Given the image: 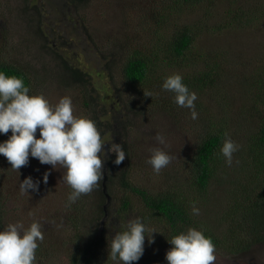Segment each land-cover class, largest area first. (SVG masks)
<instances>
[{
    "label": "trees",
    "instance_id": "16d2710c",
    "mask_svg": "<svg viewBox=\"0 0 264 264\" xmlns=\"http://www.w3.org/2000/svg\"><path fill=\"white\" fill-rule=\"evenodd\" d=\"M90 1L69 0V4L76 2L77 9L86 10ZM37 2L0 0V71L8 76L21 77L25 86L30 88L29 95L43 94L48 99L47 93L69 92L74 115L97 121L98 127L108 134L105 142L120 144L126 152V158L120 165L114 164L115 155L108 153L109 159L103 162L104 179L99 182V187L82 194L70 206L68 196L72 189L66 183L60 194L51 188L55 184L52 180L45 189L40 190L46 183L39 186L37 192H46L43 199L47 203H62L69 222L66 227L72 228L63 241L64 247L59 249L64 253L63 264H97L99 260L105 264L113 263L108 261V242L122 230L128 219L137 215L145 218L151 228L158 227L155 237L163 234L170 240L189 227L202 228L219 251L237 257L256 249L264 255V63L259 74L252 71L237 77L236 92L245 93L254 110L245 111L242 106L235 111L232 108L235 97L230 95L232 89L226 88L222 93L216 88V79H222L224 74L219 59L207 62L204 70L200 65L202 56L193 54L200 32L205 34L212 30L220 33L227 29L226 24L209 25L217 7L221 8L226 3L227 12L231 15L228 21L231 28L243 31L256 27L255 22L264 17V9L250 6V0H146L140 5L150 6L144 8L146 16L137 23L131 21L127 24L138 33L136 42L127 39L128 49L116 45L112 52L97 47L100 58L107 62L105 66L111 73V81L117 87L114 66L121 64L119 81L122 85L115 98L107 99L100 96V89L94 86L90 73L64 57L60 52L63 46L56 47L52 37L48 38L43 33L44 12ZM123 2L134 9L128 0ZM12 3H17V6L13 7ZM185 13L198 14L199 19L180 23L179 19ZM79 14L78 18L81 17ZM7 17L14 20L8 28L3 24V18ZM61 40L65 43V39ZM146 42L153 44L148 46ZM146 55H160L162 66L157 64L158 59L149 60L150 65ZM177 67L182 71L179 74L183 82L197 94L196 120L191 119L189 109L174 103L172 92L164 90L162 96L156 93L157 80L164 82ZM145 93H150L151 97ZM211 100L221 106L214 115L209 109L208 101ZM163 111L177 126L187 123V139L194 143L172 173H163L165 181L162 185L156 189L144 188L136 183L137 171H133L131 163L137 160L136 155L148 158L151 154L145 147L146 151L140 150V154L131 149L130 132L148 116L159 115ZM225 132L240 145L233 154L231 166L220 154ZM10 135L11 131L0 134V142ZM149 137V132H146L144 139ZM110 146L106 144L103 151L107 152ZM33 160L31 169L28 165L22 166L25 172L18 173V188L25 178H34L31 170L37 171L43 165L38 159ZM9 167L7 159L0 155V230L11 222V211L17 210L9 209L12 197L18 198L15 192H9L10 187L16 190L11 182L13 170ZM65 171L62 169L61 172ZM226 180H230L229 190L225 189L228 198L226 204L214 209L217 211L215 217L204 220L202 212L193 215V202L200 210L205 196L214 187H221ZM165 183L168 185L163 186ZM26 194L29 193L23 195ZM22 207L18 210L24 212ZM110 213H114L111 218ZM46 242L44 239L37 249V264L45 262L49 255Z\"/></svg>",
    "mask_w": 264,
    "mask_h": 264
},
{
    "label": "rangeland",
    "instance_id": "374dc122",
    "mask_svg": "<svg viewBox=\"0 0 264 264\" xmlns=\"http://www.w3.org/2000/svg\"><path fill=\"white\" fill-rule=\"evenodd\" d=\"M61 1L62 0H39V2H37L36 0L38 7L44 10L43 18L47 20L46 26L49 28L54 27V30L65 39V43L61 39L56 40L54 42L55 46H63L64 49L60 50L61 54L67 57L72 63L80 65L85 72L90 73L94 80V86L97 87L98 90L100 89V91H98L100 96L107 99L110 97L115 98L119 86L122 85L119 81L121 64L118 63L114 66V74H117L115 78V82L118 85L117 87L115 83L111 81V73L108 72L105 66L107 62H103L100 58L101 55L98 53L97 47L104 48L109 52H112L116 45H122L125 47L124 49H128L127 39H133L132 41L136 42L139 35L133 28L127 26V24L131 21L134 23L139 22L141 17L146 16L144 8L150 6L143 5L140 7L142 3H146V0H128L129 3L134 6V9L127 7L123 0H104L103 2L102 0H91L86 10L77 9L75 2L72 7H70L74 11L69 15V13L65 11L66 7L63 6ZM135 1L138 2V4H135ZM12 5L16 7L17 3H12ZM249 5L254 7L261 6L264 9V0H250ZM217 9L218 10L214 12L213 21L209 22V25L216 27L220 23L222 25L226 24L227 29L222 30L220 33L212 30L205 34H201L200 32L194 44V53H192L202 56L200 65L204 70L207 69V62L213 59H219L224 74L222 79H216V88L222 93L225 92L226 88L232 89L230 95L235 97V101L232 103V108L235 111L242 109V106L245 111H253L254 108L250 100L245 98V93L236 92V84L237 77L242 74H249L252 71H257L258 74L260 73L259 70L264 63V17L255 22L256 27L252 26L245 31L236 30L231 28V24L228 23L231 15L227 12V4L224 3L221 8L217 7ZM76 14H79L81 17H75ZM198 19V14L186 15L185 13V15L179 19V22L189 23ZM13 21L11 17L3 18V24L7 28ZM194 24L195 22H193V25ZM49 28L42 27L43 33H45L48 38H50L48 33L51 31ZM62 43L64 44L62 45ZM152 44L146 42L148 46ZM145 59L148 62L149 60L158 59L157 64L162 66V62H160L162 58L160 55H146ZM179 68L180 67H177L174 73H181L182 71ZM157 81L158 90L156 93L162 96V92L164 91L162 90L163 82L160 80ZM224 81L226 84H224ZM61 93L62 92L55 91L50 94L47 93V96L53 104H56L59 99L65 95L71 96L69 92H64V94ZM115 103L117 105V101H115ZM208 103H210L209 109L213 115L221 110V106L217 105L213 100L208 101ZM76 110L79 112L78 109ZM168 115V113L163 111L159 115L148 116V118L141 121L140 125L136 126L137 128H133L130 132V136L132 135V137H129V142L132 150L139 151L140 154L142 151H146L143 149V147H145L147 150L149 149L148 152L152 155L153 149L161 148L173 157L169 165L162 168L157 175L154 173L152 166L147 163L151 155L148 158L144 155V157L142 155H136L138 158L131 163L132 169L133 171H137L135 174L136 183L144 188L156 189V187L162 185L165 181L163 173H172V170L176 169L185 159L187 153L191 151V143H194V141L190 143L187 139V123H180L179 126H177ZM146 132L150 134L148 140L144 139ZM157 133H161L166 137V145H161L155 140ZM190 135L189 132V136ZM148 142L150 145H148ZM34 162L33 158L30 157L29 163L27 164L30 169ZM9 168H11V165ZM62 169L60 165H57L54 169L51 165L43 164L37 171L31 170L33 175H35L32 179L34 182L39 181L40 186L44 183L45 173H48L51 177L48 176L47 183L43 184L40 190L45 189L48 182L52 180L51 182L55 184L52 185L51 188L57 194H60L61 187H66L65 182L62 181V176L64 174L61 172ZM13 171H11L14 175L11 182L16 190L14 191L10 187L9 192H15V197L17 196L18 198L12 197L9 203V209L12 210L17 208L15 212L11 211L10 213V223L22 221L25 227H28L33 220H38L43 225L42 231L45 240H47L45 247L47 246L49 254L45 262L41 264H63L62 256L64 253L59 252V249L64 247L63 241L72 231V228L66 227V223L69 222L67 220L65 208L62 207L60 201L56 203H47L43 199L46 192L43 194L37 191L29 192L26 196L21 194L18 188V173L22 174L25 170L21 167L19 171ZM229 181L230 180H226L221 187H214L210 193L205 196V200L202 202L204 205L200 207V212H202L204 220H208L207 217L214 218L217 213L214 209H218L222 203L226 204L228 195L225 189L229 190ZM166 185L168 184L165 183L163 186ZM25 197L28 200L27 203ZM22 205V211L24 210V212L18 210V207ZM29 213H32V216H29ZM113 214L114 213H110V218ZM157 228L158 227H155L153 229L156 230ZM218 232L220 233L221 231L219 230ZM160 236L161 237H155L154 235V243L151 245L148 244V247L145 248L143 257L139 261L133 262V264H167L165 257L171 245L168 243L166 236H163V234ZM215 255L216 261L214 264H264V255L259 253L256 249L248 254L237 255V257L229 252L226 253L216 249ZM97 264H105V262L99 260ZM111 264H114V262Z\"/></svg>",
    "mask_w": 264,
    "mask_h": 264
},
{
    "label": "clouds",
    "instance_id": "9594fccd",
    "mask_svg": "<svg viewBox=\"0 0 264 264\" xmlns=\"http://www.w3.org/2000/svg\"><path fill=\"white\" fill-rule=\"evenodd\" d=\"M61 2L70 15L74 11L70 8L74 3L69 4V0ZM75 17L78 18V14ZM46 22L44 19L43 27L49 28ZM49 29L51 39H64L54 27ZM162 90L172 92L174 103L189 109L192 120L198 118L195 106L197 94L183 82L181 74L167 76ZM29 93L30 88L25 86L21 77L8 76L0 71V134L11 131L7 140L0 142V155L7 159L11 169L18 171L29 163L30 157L54 169L60 165L66 170L62 181L72 189L68 196L70 206L82 194L99 187V182L104 179L103 162L109 159L108 153L114 154L113 163L120 165L126 158V152L120 144L105 142L108 134L98 127L97 121L74 115L70 96L65 95L58 103L52 104L43 94ZM145 95L151 97L150 93ZM155 140L166 145V137L161 133L156 134ZM106 144H111L107 152L103 151ZM239 148L240 145L225 132L220 154L228 166L232 165L233 154ZM172 159L168 152L155 148L147 163L158 175ZM47 179L48 173H45L44 183H47ZM39 183L31 177L25 178L19 185L21 194L38 191ZM192 214H200L196 202L192 204ZM28 215L32 216V213ZM42 228L38 220H33L28 227L22 221H17L0 230V264H37L36 252L45 239ZM155 233L156 230L149 226L145 218L137 215L128 219L122 225V230L117 231L108 242V261L114 264L139 261L145 251V240L149 245L154 243ZM167 240L172 246L166 253L167 264H214L216 261L215 244L202 228L189 227Z\"/></svg>",
    "mask_w": 264,
    "mask_h": 264
},
{
    "label": "water",
    "instance_id": "95a60500",
    "mask_svg": "<svg viewBox=\"0 0 264 264\" xmlns=\"http://www.w3.org/2000/svg\"><path fill=\"white\" fill-rule=\"evenodd\" d=\"M107 199L109 200V197L107 196Z\"/></svg>",
    "mask_w": 264,
    "mask_h": 264
}]
</instances>
